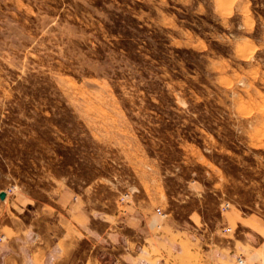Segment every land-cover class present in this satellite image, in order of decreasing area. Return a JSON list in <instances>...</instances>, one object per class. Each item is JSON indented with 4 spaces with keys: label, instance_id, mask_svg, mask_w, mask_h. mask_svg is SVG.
<instances>
[{
    "label": "rangeland",
    "instance_id": "374dc122",
    "mask_svg": "<svg viewBox=\"0 0 264 264\" xmlns=\"http://www.w3.org/2000/svg\"><path fill=\"white\" fill-rule=\"evenodd\" d=\"M8 189L264 219V0H0Z\"/></svg>",
    "mask_w": 264,
    "mask_h": 264
},
{
    "label": "crops",
    "instance_id": "0c3cea01",
    "mask_svg": "<svg viewBox=\"0 0 264 264\" xmlns=\"http://www.w3.org/2000/svg\"><path fill=\"white\" fill-rule=\"evenodd\" d=\"M165 199L136 194L99 215L69 189L47 200L9 193L0 197V264H264L258 214L230 208L213 226L199 209L184 219L159 211Z\"/></svg>",
    "mask_w": 264,
    "mask_h": 264
},
{
    "label": "built area",
    "instance_id": "2783aa9c",
    "mask_svg": "<svg viewBox=\"0 0 264 264\" xmlns=\"http://www.w3.org/2000/svg\"><path fill=\"white\" fill-rule=\"evenodd\" d=\"M6 192H7V194H9V193H11V190L8 189V190H6ZM0 240H1V238H0ZM238 262H239V264H243L244 263V259L242 257H239L238 258Z\"/></svg>",
    "mask_w": 264,
    "mask_h": 264
},
{
    "label": "water",
    "instance_id": "95a60500",
    "mask_svg": "<svg viewBox=\"0 0 264 264\" xmlns=\"http://www.w3.org/2000/svg\"><path fill=\"white\" fill-rule=\"evenodd\" d=\"M6 196H7V192L6 191H1V193H0V197L2 198V199H5L6 198Z\"/></svg>",
    "mask_w": 264,
    "mask_h": 264
}]
</instances>
